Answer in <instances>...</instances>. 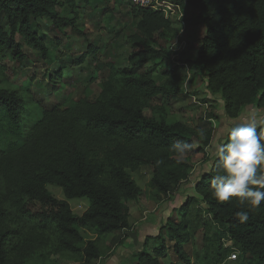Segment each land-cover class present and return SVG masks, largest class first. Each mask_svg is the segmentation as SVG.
Masks as SVG:
<instances>
[{
    "label": "trees",
    "instance_id": "obj_1",
    "mask_svg": "<svg viewBox=\"0 0 264 264\" xmlns=\"http://www.w3.org/2000/svg\"><path fill=\"white\" fill-rule=\"evenodd\" d=\"M103 1L109 3L102 0L93 7L100 16L113 12L99 10ZM175 2L196 8L198 14L193 18L205 28L198 45L192 47L195 56L182 53L179 63L207 77L208 91L221 95L229 119H237L249 106L264 110V0ZM89 3L0 0V11L9 28L7 32L0 25V56L8 53L17 62L24 60L22 44L16 40L19 36L42 58L52 59L32 20L44 19L58 32L70 29L83 36L78 21ZM134 13L139 20L136 33L129 37L134 50L128 56V65L109 68L106 78L98 83L96 98L84 95L70 100L67 107L40 110L39 121L22 145L0 149V264H45L52 257L91 264L101 259L109 251L101 237L129 228L131 206L142 195L128 172L149 167L150 190L167 197L188 180L191 170L190 163L173 151V143L183 140L191 144L186 153H204L209 148L212 128L204 123L194 128L181 122L169 123L165 108L157 104L158 98L179 96L186 78L162 69L161 80L157 81L151 71L139 72L148 64L168 58L166 50L158 47L156 34L175 39L179 30L162 11L132 6ZM96 43L88 45L73 65L80 67L87 57H95ZM23 107L22 98L14 91L0 88V115L9 123L3 129L6 133L21 136L18 126ZM29 115L32 118L35 112L29 111ZM198 129L204 131L203 137ZM214 160L195 183L194 193L213 223L224 229L227 241L239 248L240 257L264 264V201L250 209L240 205L237 198L226 202L214 199L210 194L211 177L217 174ZM48 186L60 188L66 200L86 199L87 209L75 215L66 200L50 194ZM34 204L40 205L38 211L32 209ZM189 205L190 200L179 209V222L168 220L157 236L143 241L136 264H161L169 250L166 241L181 262L190 264L185 252L191 241ZM241 210L248 211L244 222L236 216ZM82 229L92 238L84 239ZM123 241L120 239V243Z\"/></svg>",
    "mask_w": 264,
    "mask_h": 264
},
{
    "label": "rangeland",
    "instance_id": "obj_2",
    "mask_svg": "<svg viewBox=\"0 0 264 264\" xmlns=\"http://www.w3.org/2000/svg\"><path fill=\"white\" fill-rule=\"evenodd\" d=\"M101 1L89 0L93 3L87 4L86 11L80 14L78 23L83 36L72 33L70 29H65L64 33L58 32L57 28L44 19L32 20L50 50L52 59L42 58L38 50L19 36L16 40L22 44L24 60L17 62L8 53L0 56V88L14 91L24 102L18 126L21 127L20 137L3 130L9 123L7 124L0 115V149L22 145L32 127L39 121L40 110L52 109L55 106L67 107L70 100L84 95L94 100L99 93L98 83L106 78L109 68L111 66L123 68L128 65V56L134 50L129 37L136 33L139 18L135 13L138 12L131 14L130 0H109L107 4L103 1L104 6H100L99 10L107 8L113 9V12L98 16L97 12H93V7ZM169 13L173 26L183 31L175 39L164 38L162 33H157L158 47L166 50L168 58L155 64H148L139 72L151 71L157 81L161 80L162 69L184 76L186 79L182 93L170 99L158 98L157 104L165 108L169 123L181 122L193 128L204 123L212 128L213 138L204 153L190 152L181 156V160L191 165L188 180L167 197L155 195L150 190L149 167L142 166L135 172H128L142 190L140 198L131 206L129 228L120 234L101 237L103 246L109 248V251L91 264H136L135 256L141 250L143 241L148 237L157 236L160 227L168 220L179 222L181 218L179 209L188 200L190 205L187 221L191 241L185 246V252L189 256L190 264H230L227 263L228 257L233 250L239 251V248L233 247L227 241L224 229L213 223L200 198L194 193V185L208 171L215 157V145L222 142L227 128L236 122H242L246 116H255L264 121V110L249 106L237 119L226 117L221 95H212L207 89V77L202 73H195L189 66L178 61L182 53H186L190 58L195 56L196 52L192 47L198 45L204 36L205 28L191 16L190 12L184 15L182 11L173 9ZM0 25L9 32L1 11ZM95 41L97 42L95 47L98 49L96 56L87 57L80 67L74 66L73 61L84 54L87 46ZM29 111L35 112L32 118ZM196 148L197 145L194 150ZM47 189L54 198L66 200L60 188L48 186ZM66 201L77 216L82 215L88 207L86 199ZM32 209L38 211L40 205L34 204ZM81 233L84 239L92 238L83 229ZM122 238L124 241L120 243ZM150 243L153 247L157 246L154 240ZM166 246L169 250L161 259V264H184L172 252L171 243L166 241ZM223 246L229 247L228 250L224 251ZM45 264L79 263L66 257H52ZM235 264L260 263L251 257L241 255Z\"/></svg>",
    "mask_w": 264,
    "mask_h": 264
},
{
    "label": "clouds",
    "instance_id": "obj_3",
    "mask_svg": "<svg viewBox=\"0 0 264 264\" xmlns=\"http://www.w3.org/2000/svg\"><path fill=\"white\" fill-rule=\"evenodd\" d=\"M197 133L204 136L202 129ZM191 148L183 140L172 145L179 155ZM214 155L217 174L211 177V196L220 202L237 198L240 205L250 209L259 207L264 201V121L246 116L242 122L230 125L222 142L215 145ZM236 216L244 222L248 211H238Z\"/></svg>",
    "mask_w": 264,
    "mask_h": 264
},
{
    "label": "built area",
    "instance_id": "obj_4",
    "mask_svg": "<svg viewBox=\"0 0 264 264\" xmlns=\"http://www.w3.org/2000/svg\"><path fill=\"white\" fill-rule=\"evenodd\" d=\"M132 6L136 8H150L154 11H162L167 16L170 14L169 12L173 11V9L179 11V7L175 4L169 5L161 0H130ZM169 11V12H167ZM171 15V14H170ZM169 17V16H168ZM240 257V253L236 250H233V253L228 257L230 261H237Z\"/></svg>",
    "mask_w": 264,
    "mask_h": 264
},
{
    "label": "crops",
    "instance_id": "obj_5",
    "mask_svg": "<svg viewBox=\"0 0 264 264\" xmlns=\"http://www.w3.org/2000/svg\"><path fill=\"white\" fill-rule=\"evenodd\" d=\"M163 1H164V0H163ZM164 2L167 3V4H169V5H170V4H171V5H173V4L177 5V6L179 7V10L182 11V13H183L184 15H186L187 13L190 12V14H191L192 17H196L197 14H198L196 8L191 7V6H189V5H180V4H177V3L175 2V0H165ZM173 27L176 28L175 26H173ZM176 29L179 30V34L183 31V29L181 30V29H179V27L176 28ZM179 34H178V35H179ZM227 263L235 264L236 261H230V260H227Z\"/></svg>",
    "mask_w": 264,
    "mask_h": 264
}]
</instances>
